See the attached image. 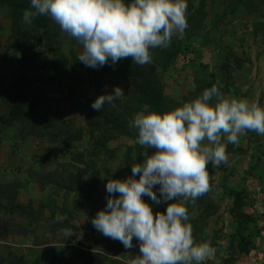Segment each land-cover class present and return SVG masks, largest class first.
Instances as JSON below:
<instances>
[{"label":"rangeland","instance_id":"obj_1","mask_svg":"<svg viewBox=\"0 0 264 264\" xmlns=\"http://www.w3.org/2000/svg\"><path fill=\"white\" fill-rule=\"evenodd\" d=\"M230 1L191 0L205 14H198L200 27L191 30L188 21L183 39L175 36L174 58L167 64L163 58L154 64L164 102L172 100L180 107L215 85L226 98H242L264 107V3L261 10L250 14L242 5L231 8ZM10 26V10L0 7V93L4 88L2 94L26 95L36 101L37 114H58L83 133L85 100L110 94L116 86L131 85V77L124 74L130 64L125 59L114 65L109 61L103 67H87L77 58L82 45L62 31L53 40L44 38L39 47L19 51L14 49L16 41ZM23 28L32 32L33 24H23ZM56 63L61 68L54 67ZM140 112L147 113L146 106L135 114ZM14 131L13 127L0 131V236L5 234L0 238V264H39L41 256L48 258L49 246H53L55 251L50 255L58 264H80L82 258L92 259V264H128L138 256L135 237L132 248L126 249L120 241L98 232L91 222L106 207L108 179L132 176V164L145 159L142 155L140 160L136 158L134 140L119 136L109 142L107 146L114 152L104 156V161L94 162L98 175L85 179L90 173H83L81 180L94 186L87 200L81 195H64L52 185L39 190L32 177L38 170L34 157L46 153L48 147L56 148L59 163L68 162L70 155L61 145L43 137L17 139ZM82 138L68 150L84 152L85 160L87 135L82 134ZM225 140L222 137V142ZM226 152V164L208 166L210 190L206 195L216 212L192 230L194 241L211 238L213 255L202 264H264V135L248 131L239 137L238 144L227 143ZM142 199L154 213L166 211L173 202L157 204L147 196ZM52 200L56 207H68L61 216L66 217L67 225L56 227L54 233L48 228ZM179 202L186 204V223L193 226L202 201L185 202L180 198ZM15 206L25 210L20 212ZM25 211H31L36 219L26 217ZM66 229L73 230L68 238Z\"/></svg>","mask_w":264,"mask_h":264},{"label":"clouds","instance_id":"obj_2","mask_svg":"<svg viewBox=\"0 0 264 264\" xmlns=\"http://www.w3.org/2000/svg\"><path fill=\"white\" fill-rule=\"evenodd\" d=\"M187 7L186 0H30L22 22L49 17L82 45L77 58L87 67H103L109 61L114 65L127 58L143 66L152 62L151 49L168 48L173 36L183 39ZM123 95L116 86L91 107L99 112ZM130 126L138 130L136 143L145 148V159L132 164V176L108 179L107 204L92 218L93 227L126 249L136 238L139 255L128 264H202L213 249L209 242L194 241L192 225L186 223L188 209L179 200L194 202L210 190L207 166L228 162L227 143L238 144L248 131L264 135V107L226 98L213 85L173 110L137 113ZM150 148L155 149L151 155ZM157 185L160 197L153 190ZM144 196L157 204L173 202L166 211L154 213ZM61 219L57 214L55 221ZM72 234V229L64 230L65 237Z\"/></svg>","mask_w":264,"mask_h":264},{"label":"trees","instance_id":"obj_3","mask_svg":"<svg viewBox=\"0 0 264 264\" xmlns=\"http://www.w3.org/2000/svg\"><path fill=\"white\" fill-rule=\"evenodd\" d=\"M129 2H131V0H125V3ZM186 2L188 5L186 11L187 21H190L191 30L196 29L201 25L198 14L200 13L201 17L205 14L198 5L194 7L191 0H186ZM230 2L231 8L235 9L242 5L247 8V13L251 14L252 12L262 9L261 7L264 0H231ZM0 7L10 10V29L15 37L14 41H16L14 49L19 51H23L24 49L32 50L37 46L39 47L44 38L53 40L55 37L59 36L61 31L59 26L47 16L33 18L31 23L33 24L32 32L23 28V24H25L22 22L23 12L25 9H29L30 0H0ZM175 39V36H173L170 46L166 49H151L152 62L150 64L140 66L133 63L131 58L125 59L128 63L130 62V64L124 70V74L129 76V78L131 77V85L128 88H122L124 91V95L122 96L123 100L121 101L120 98H118L114 100L112 104L105 103L98 112L91 107L95 99H86L84 104L86 117L83 133L80 128L74 127L71 120L63 119L58 114H37L35 111L37 107L36 101L29 99L26 95L19 92H5L2 94L4 88L1 89L0 98L2 101V112L0 113V131L5 128L13 127L15 128L14 137L20 140H24L28 136L43 137L53 144L61 145L65 152L70 155V160L68 162L59 163L55 155L56 148L48 147L46 153L34 157L35 161L38 163V170H36L37 172H33L32 177L35 179L39 190H44L48 185H52L55 190H62L64 195H81L83 198L90 200L91 193H89V191H91V188L94 186L83 182L81 176L85 172L96 176L98 175V171L95 170L94 162L104 161V156H110V154L114 152L113 149H109L107 144L116 140L119 136H127L134 140V149H136L137 152L136 158L140 160L145 148L136 143L138 130L131 127L129 121L134 118L136 115L135 113L142 106H146L148 112L155 111L158 113L170 111L179 106H176L172 100H170L169 103H166V101L164 102L161 84L158 81L155 72L156 66L154 65L159 59L161 60V58L164 59L165 64L169 63L174 58L176 53ZM53 65L58 69L61 68V64L59 63ZM225 66L226 65H224V67ZM82 134L87 135L88 147L85 160L83 159L84 152L76 148L74 150H68L69 148H73L76 142L83 139ZM154 151L155 149L150 148L148 149V154L151 155ZM91 157L95 158L96 161L91 160ZM78 163L80 165H78ZM50 165L53 166L50 169H46V167ZM209 165L211 164L209 163L208 166ZM104 170L106 171L105 168ZM209 171H211V169H209L208 172ZM153 190L156 192V195H161L159 192V185L154 186ZM197 200H201L202 203L200 213L193 220L194 225L192 226V230L197 227L199 228V226L202 225H198L201 220H204L205 217L216 212V206L211 203V198L206 194L200 196ZM233 200L238 203L236 197H233ZM53 201L54 200H52V204L49 206V217L51 220L48 224V228L54 233L56 227L67 225L68 220L66 217L58 222L55 221V217L57 214L61 216L64 215L68 207L66 204L63 207H56L53 205ZM15 208L20 212L25 210L19 206H15ZM25 215L29 219H36V215L34 216L31 211H25ZM4 237L5 234L0 236V238ZM205 239L204 242H211L209 236L205 237ZM50 250H52L51 253ZM54 251L53 246H49L48 253H46L48 258L45 259L44 255L41 256L39 264H58V262L51 257ZM116 251H119V249ZM113 252L115 251H110V253ZM42 259L44 260L42 261ZM80 264H92V259L82 258Z\"/></svg>","mask_w":264,"mask_h":264}]
</instances>
